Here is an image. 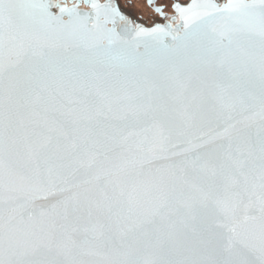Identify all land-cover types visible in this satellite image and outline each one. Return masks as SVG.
<instances>
[{"label":"snow or ice","instance_id":"6c2138e0","mask_svg":"<svg viewBox=\"0 0 264 264\" xmlns=\"http://www.w3.org/2000/svg\"><path fill=\"white\" fill-rule=\"evenodd\" d=\"M173 8L171 24L148 29L111 0L70 8L0 0V264H264V0ZM31 10L62 32L63 51L28 31ZM141 45L167 53L155 74L161 84L148 92H113L65 54L74 48L80 60ZM257 51L258 105L236 87L253 75ZM193 78L218 90H204L185 119H223L216 138L226 143L155 166L170 159L177 109L168 81L182 96ZM236 111L247 115L231 123ZM198 139L200 148L214 143Z\"/></svg>","mask_w":264,"mask_h":264},{"label":"water","instance_id":"95a60500","mask_svg":"<svg viewBox=\"0 0 264 264\" xmlns=\"http://www.w3.org/2000/svg\"><path fill=\"white\" fill-rule=\"evenodd\" d=\"M25 2H40V0H25ZM54 14L60 15V13L56 14L55 12ZM24 17V23L27 25L30 33L34 31L35 34L42 37L48 44L55 46L58 51H63L66 41L59 29H49L44 23L40 22V17L36 10H31L30 12L26 11ZM123 27V23H120L119 28ZM65 54L78 66L83 64L91 73L98 75L103 81H108L114 86L111 90L121 95L125 91L136 93L148 92L149 89H158L161 80L155 74L161 70L163 60L167 56V53L163 52L155 45L148 47L141 45L136 49H116L110 53L100 52L88 56L87 59L80 60L74 55L78 54L77 50L74 48L69 49ZM252 71L253 75L251 77L247 74L241 75L238 82H236V87L241 92H252L256 97V103L258 105L260 95L258 51ZM145 77H147V79ZM250 80L251 83H249ZM204 90L217 91V82L209 79L205 84L200 85L196 79L193 78L191 83L185 85L183 95L181 96L180 93L182 89L180 85L175 81H168L167 92L169 98H176L170 102H173L177 109L175 121L171 130V145H176L177 147H172L170 145L169 152L165 154L169 156L170 159H158L155 161V166L167 168L173 163L178 164L185 159V156L175 155V153L185 149H192V151L187 152V156L191 157L193 155H202L208 151L209 148H216L226 143L225 140L216 138L217 133L222 131L226 126L223 119L197 113L194 119L187 120L183 115L185 109L189 114L195 112L196 107L201 103V94ZM150 94L158 95V92L153 91ZM23 115L26 116L27 112L24 111ZM232 115L233 120L230 122L235 123L236 121L242 120L243 115H247V113L242 115L239 111H236L233 112ZM237 127L242 128L244 125L238 124ZM257 130L258 124H253L250 131L256 132ZM148 136L153 143L159 140L158 131L155 129L148 133ZM199 137H203L204 139L212 138L214 143L205 148L197 147L200 143ZM140 179L148 181L151 177L145 176ZM41 203L46 202L42 201ZM207 220L211 222V215L207 217Z\"/></svg>","mask_w":264,"mask_h":264},{"label":"flooded vegetation","instance_id":"af4514ba","mask_svg":"<svg viewBox=\"0 0 264 264\" xmlns=\"http://www.w3.org/2000/svg\"><path fill=\"white\" fill-rule=\"evenodd\" d=\"M53 4H60L62 6L72 7L74 3H78L79 0H51ZM101 4H106L109 0H96ZM111 2L120 10L127 21L132 25L145 27L151 29L155 26L167 27L173 22V17H178L175 13L173 6L180 4L181 6H189L191 0H153L149 3V0H111ZM218 4L227 3V0H215ZM157 7L163 8V14L156 11ZM82 11H88V8H82ZM56 14L59 13L57 9L53 10ZM177 18V23H178Z\"/></svg>","mask_w":264,"mask_h":264}]
</instances>
